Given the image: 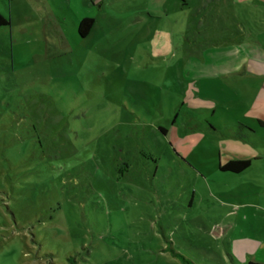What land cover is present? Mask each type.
<instances>
[{
  "label": "rangeland",
  "instance_id": "obj_1",
  "mask_svg": "<svg viewBox=\"0 0 264 264\" xmlns=\"http://www.w3.org/2000/svg\"><path fill=\"white\" fill-rule=\"evenodd\" d=\"M0 13V264L264 262L262 78L225 75L226 51L211 52L264 50V0H0ZM242 155L245 170L219 169Z\"/></svg>",
  "mask_w": 264,
  "mask_h": 264
},
{
  "label": "crops",
  "instance_id": "obj_2",
  "mask_svg": "<svg viewBox=\"0 0 264 264\" xmlns=\"http://www.w3.org/2000/svg\"><path fill=\"white\" fill-rule=\"evenodd\" d=\"M211 50H213L211 52H216V51H221V50L226 51L224 55L225 60L221 59L213 63V66L217 67V69H222L225 75L227 76L252 75L254 77H257L256 79L262 78L260 85L257 83L254 84V87L257 89L254 95L255 96L254 101L258 104V106L260 107L264 106V71H262L263 73L258 70L254 71V69L249 64V62L254 60V58L256 57L260 60L261 64L264 65V50L260 46L252 47L249 45H246V46L237 45L236 47L233 45L232 46L225 45V46L217 47V48L214 47ZM201 55L203 56V60H204L203 66H206L207 64L209 65V62L206 58L207 51H203ZM197 62L202 64L200 59L199 60L197 59ZM241 68H246V69H241ZM216 72L217 70L210 71V73L214 75L216 74ZM253 112L257 113L256 115L257 119H264V109H260V111L253 110ZM228 228H230V226H228ZM258 247L264 250V236H263V239L259 241Z\"/></svg>",
  "mask_w": 264,
  "mask_h": 264
},
{
  "label": "trees",
  "instance_id": "obj_3",
  "mask_svg": "<svg viewBox=\"0 0 264 264\" xmlns=\"http://www.w3.org/2000/svg\"><path fill=\"white\" fill-rule=\"evenodd\" d=\"M9 22L8 20L0 13V26L2 25H8ZM93 24V20L87 17H83L79 24H78V34L81 37H84L88 34L91 26ZM258 125L262 128H264V119H257ZM236 128V135L241 136L242 138H251L253 137L255 134L253 132V130L241 123H236L235 125ZM163 132H165V130H163ZM250 166V158L247 156H239L233 159H230L229 161H227L224 164H220L219 165V169L222 171H230V172H234V173H239L243 170H245L246 168H248ZM183 260L187 263V264H194L191 260L184 258L182 255H180ZM70 259H73L72 257H69ZM233 264H235V261H233ZM246 264H264L262 262L259 261H254V260H249Z\"/></svg>",
  "mask_w": 264,
  "mask_h": 264
}]
</instances>
